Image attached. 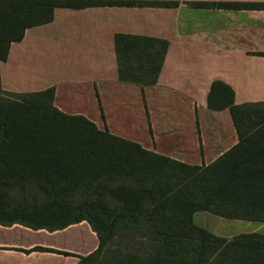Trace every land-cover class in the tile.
I'll return each instance as SVG.
<instances>
[{
  "label": "crops",
  "instance_id": "0c3cea01",
  "mask_svg": "<svg viewBox=\"0 0 264 264\" xmlns=\"http://www.w3.org/2000/svg\"><path fill=\"white\" fill-rule=\"evenodd\" d=\"M129 1L57 7L52 21L27 28L11 44L0 63L1 88L18 94L52 89L53 106L64 114L82 115L100 130L180 163H215L240 136L229 108H210L213 84L229 86L237 105L264 103V8ZM117 35L167 42L155 82L126 77ZM11 195L13 217L0 221V264H80L99 248L87 220L56 225L44 213L55 208L49 192ZM192 221L227 242L264 237L260 220L199 210Z\"/></svg>",
  "mask_w": 264,
  "mask_h": 264
},
{
  "label": "trees",
  "instance_id": "16d2710c",
  "mask_svg": "<svg viewBox=\"0 0 264 264\" xmlns=\"http://www.w3.org/2000/svg\"><path fill=\"white\" fill-rule=\"evenodd\" d=\"M128 3L0 0V63L27 28L52 21L57 7ZM116 44L127 78L156 81L167 42L117 35ZM211 93L210 108L230 109L240 143L209 166H191L60 112L52 89L18 94L0 86V221L13 217L12 191L39 189L53 197L55 208L44 213L56 225L87 220L97 232L99 248L80 264H264V237L227 242L192 221L199 210L264 221V103L237 105L221 82Z\"/></svg>",
  "mask_w": 264,
  "mask_h": 264
},
{
  "label": "rangeland",
  "instance_id": "374dc122",
  "mask_svg": "<svg viewBox=\"0 0 264 264\" xmlns=\"http://www.w3.org/2000/svg\"><path fill=\"white\" fill-rule=\"evenodd\" d=\"M77 2H80V1H82V0H76ZM120 1H129V0H120ZM132 1H143V0H132ZM196 1H190V4H192V3H195ZM216 1L215 0H209V3H215ZM263 110H264V107L262 108ZM0 217H2V216H0ZM2 218H4V216L2 217ZM118 240L119 239H117V238H114V240L109 244V246H111V245H115L117 242H118ZM119 243H121V241L119 242Z\"/></svg>",
  "mask_w": 264,
  "mask_h": 264
}]
</instances>
